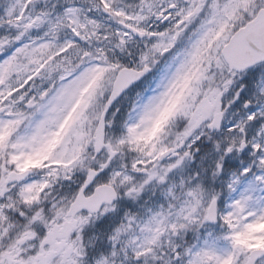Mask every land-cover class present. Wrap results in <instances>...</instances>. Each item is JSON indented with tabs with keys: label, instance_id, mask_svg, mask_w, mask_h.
I'll return each instance as SVG.
<instances>
[{
	"label": "snow or ice",
	"instance_id": "6c2138e0",
	"mask_svg": "<svg viewBox=\"0 0 264 264\" xmlns=\"http://www.w3.org/2000/svg\"><path fill=\"white\" fill-rule=\"evenodd\" d=\"M0 264H264V0H0Z\"/></svg>",
	"mask_w": 264,
	"mask_h": 264
}]
</instances>
